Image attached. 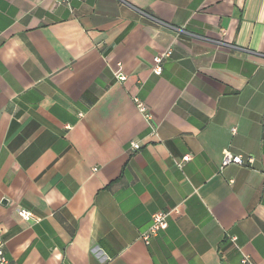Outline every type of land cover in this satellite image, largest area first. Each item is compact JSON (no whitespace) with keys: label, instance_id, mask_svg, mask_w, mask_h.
Wrapping results in <instances>:
<instances>
[{"label":"crops","instance_id":"0c3cea01","mask_svg":"<svg viewBox=\"0 0 264 264\" xmlns=\"http://www.w3.org/2000/svg\"><path fill=\"white\" fill-rule=\"evenodd\" d=\"M0 236L14 264H264V0H0Z\"/></svg>","mask_w":264,"mask_h":264},{"label":"built area","instance_id":"2783aa9c","mask_svg":"<svg viewBox=\"0 0 264 264\" xmlns=\"http://www.w3.org/2000/svg\"><path fill=\"white\" fill-rule=\"evenodd\" d=\"M172 55V51H167L162 55L156 56L153 60V73L156 76H160L163 72V63L165 60L170 58ZM121 67V66H120ZM116 79L119 81H125L126 76L119 70L118 73H116ZM138 103L139 111L143 114L147 112L146 106L139 103V101H136ZM146 117L149 118L148 115ZM154 134H156V130L153 131ZM233 133H235V130H233ZM141 148L140 142H132L130 149L131 151H138ZM190 160L189 156L184 157L183 161L188 162ZM229 165H244V160L241 156H235L233 155L229 150L224 151V157H223V163L222 166L226 167ZM181 166V164H180ZM173 212H176L175 210L169 211V212H157L152 216V224L149 227V229L142 234V239L145 241L146 244H149L151 239L154 237H157L158 234L162 231H164L168 226V218L170 215H172ZM20 216L24 220H29L31 216L30 213H26L24 211L19 212ZM5 243L3 240H1L0 236V264H14L11 262V260L6 256L5 249H4ZM243 264H251L249 260L246 258L242 262Z\"/></svg>","mask_w":264,"mask_h":264}]
</instances>
